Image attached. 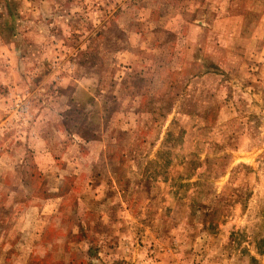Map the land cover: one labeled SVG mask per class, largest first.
<instances>
[{
	"label": "rangeland",
	"instance_id": "obj_1",
	"mask_svg": "<svg viewBox=\"0 0 264 264\" xmlns=\"http://www.w3.org/2000/svg\"><path fill=\"white\" fill-rule=\"evenodd\" d=\"M0 264H264V0H0Z\"/></svg>",
	"mask_w": 264,
	"mask_h": 264
}]
</instances>
